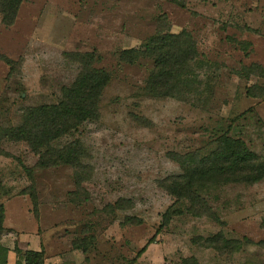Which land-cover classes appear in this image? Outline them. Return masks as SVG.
Instances as JSON below:
<instances>
[{
	"label": "rangeland",
	"instance_id": "rangeland-1",
	"mask_svg": "<svg viewBox=\"0 0 264 264\" xmlns=\"http://www.w3.org/2000/svg\"><path fill=\"white\" fill-rule=\"evenodd\" d=\"M182 32L197 46L198 84L185 100L151 96L154 61L120 54ZM76 53L94 54L93 67L113 76L100 118L73 136L89 169L78 188L72 167L40 168L26 143L0 140L8 264H19L16 246L43 250L45 264H128L152 240L136 264H264V178L199 184L211 212L186 207L169 223L175 198L161 186L182 174L179 155L207 153L220 132L264 160V0H24L14 26L0 15V130L19 125L27 107L59 100L83 68ZM119 200L131 203L113 211Z\"/></svg>",
	"mask_w": 264,
	"mask_h": 264
},
{
	"label": "trees",
	"instance_id": "trees-1",
	"mask_svg": "<svg viewBox=\"0 0 264 264\" xmlns=\"http://www.w3.org/2000/svg\"><path fill=\"white\" fill-rule=\"evenodd\" d=\"M23 2L24 0H0V15L4 26L12 27L16 24ZM75 55L83 68L70 86L62 88L59 100L52 104L27 107L19 125L0 130V140L26 143L33 154L39 157L37 165L40 168L72 167L76 186L81 188L85 180L82 170L89 169V165L84 164L88 151L73 136L81 134L80 129L85 123L100 118V103L113 76L107 69L93 67L94 54ZM142 57L152 59L155 65L147 81L151 96L185 100L192 94L189 88L198 84V77L191 64L197 59L198 51L189 33H157L143 44V48L124 50L120 54L121 61L131 64ZM6 63L13 66L12 61L7 60ZM68 137L72 139L60 146V141ZM175 160L180 163L182 174L167 178L161 183L175 198L174 205L163 215L164 223H169L173 215L183 213L186 207L189 209L200 205L203 212H211L206 198L198 189L199 184L207 188L241 183L251 185L264 178V160L250 150L244 140L232 138L227 131L215 135L213 147L207 153L179 155ZM17 161L31 179L32 168L26 166L20 158ZM31 197L36 203V195ZM128 203L131 202L119 200L111 208L113 211L126 210ZM4 215V206L0 205V232L3 230ZM227 241V246L231 248L232 240ZM152 242L153 240L149 244ZM149 244L128 264H136ZM74 246L83 249V252L88 249L87 246L78 247L75 243ZM9 251L7 246L0 243V253L4 255L1 264H8ZM13 251L19 264H45L43 250L24 251L16 246Z\"/></svg>",
	"mask_w": 264,
	"mask_h": 264
}]
</instances>
